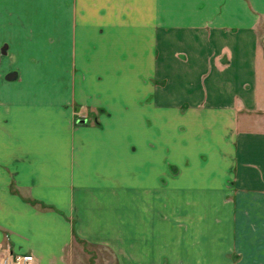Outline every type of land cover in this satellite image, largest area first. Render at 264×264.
<instances>
[{"label":"crops","instance_id":"0c3cea01","mask_svg":"<svg viewBox=\"0 0 264 264\" xmlns=\"http://www.w3.org/2000/svg\"><path fill=\"white\" fill-rule=\"evenodd\" d=\"M3 44L0 249L264 264V0H0Z\"/></svg>","mask_w":264,"mask_h":264},{"label":"built area","instance_id":"2783aa9c","mask_svg":"<svg viewBox=\"0 0 264 264\" xmlns=\"http://www.w3.org/2000/svg\"><path fill=\"white\" fill-rule=\"evenodd\" d=\"M35 259L31 253H13L0 249V264H33Z\"/></svg>","mask_w":264,"mask_h":264},{"label":"rangeland","instance_id":"374dc122","mask_svg":"<svg viewBox=\"0 0 264 264\" xmlns=\"http://www.w3.org/2000/svg\"><path fill=\"white\" fill-rule=\"evenodd\" d=\"M6 48V44H3V45H1V47H0V50H1V52L2 51H5L4 49ZM13 76V74L11 75V77ZM159 129H158V126H156V131H158ZM177 169H178V166H173L172 167V169H171V172H172V174L173 175H175L176 173H177ZM96 252L94 251V254H95ZM106 252L103 250L101 253H100V259H101V261H100V263L101 262H104V261H106V259H107V256H106V254H105ZM106 263H108V261H106Z\"/></svg>","mask_w":264,"mask_h":264},{"label":"water","instance_id":"95a60500","mask_svg":"<svg viewBox=\"0 0 264 264\" xmlns=\"http://www.w3.org/2000/svg\"><path fill=\"white\" fill-rule=\"evenodd\" d=\"M10 75H12V73L8 74L7 77H10Z\"/></svg>","mask_w":264,"mask_h":264}]
</instances>
